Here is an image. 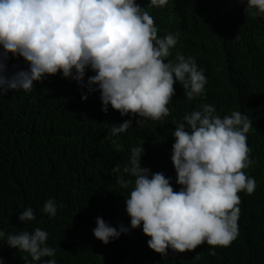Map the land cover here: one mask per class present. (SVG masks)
Listing matches in <instances>:
<instances>
[{"label":"trees","instance_id":"16d2710c","mask_svg":"<svg viewBox=\"0 0 264 264\" xmlns=\"http://www.w3.org/2000/svg\"><path fill=\"white\" fill-rule=\"evenodd\" d=\"M137 3L153 17L158 37L179 34L169 59L177 53L193 57L207 77L205 95L189 101L175 84L170 115L138 127L139 117H121L111 107L105 114L99 92L82 100L87 90L60 74L36 83L30 93L0 95V230H45L57 264H264V17L246 15L240 0H169L163 8L148 7L149 0ZM8 65L26 67L22 58H10ZM205 103L221 118L239 111L252 120L247 146L255 164L244 171L256 190L239 194L237 239L215 248V256L206 244L161 256L148 248L142 230L108 245L96 240L98 217L113 227L130 225L124 201L131 189L116 181L132 147H143L142 167L163 173L179 190L171 163L172 122ZM130 118L133 128L110 137V125ZM117 164L121 171L113 174ZM49 199L58 205L54 218L41 212ZM29 207L36 219L22 224L18 216ZM26 255L0 242L5 264H26Z\"/></svg>","mask_w":264,"mask_h":264},{"label":"clouds","instance_id":"9594fccd","mask_svg":"<svg viewBox=\"0 0 264 264\" xmlns=\"http://www.w3.org/2000/svg\"><path fill=\"white\" fill-rule=\"evenodd\" d=\"M168 3L149 0L148 7ZM240 3L246 15L264 17V0ZM178 39V33L158 37L153 17L137 0H0V95L30 93L36 83L60 74L87 90L82 100L99 92L105 114L111 107L121 117H139L137 127L161 121L170 115L175 84L192 101L205 95L208 83L193 57L177 53L169 59ZM10 58H22L26 67L9 68ZM89 71L93 75L85 82ZM131 118L110 125V137L133 128ZM172 123L171 163L179 190L163 173L142 167L144 149L132 147L116 181L121 189H131L124 201L130 225L113 227L98 217L93 236L102 244L142 230L148 248L161 256L205 244L215 256V248H226L239 236V194L256 190V181L244 171L255 164L247 146L252 120L239 111L221 118L205 103ZM120 171L118 164L112 168L113 174ZM57 211L54 199L41 209L50 218ZM35 219L31 207L18 216L22 224ZM48 239L40 228L15 234L0 230V242L26 253V264H57ZM0 264H5L2 258Z\"/></svg>","mask_w":264,"mask_h":264}]
</instances>
